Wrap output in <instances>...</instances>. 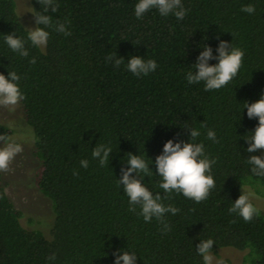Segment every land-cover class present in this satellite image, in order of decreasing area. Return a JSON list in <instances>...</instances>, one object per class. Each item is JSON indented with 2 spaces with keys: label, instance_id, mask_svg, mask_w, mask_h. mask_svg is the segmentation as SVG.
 I'll return each mask as SVG.
<instances>
[{
  "label": "trees",
  "instance_id": "trees-1",
  "mask_svg": "<svg viewBox=\"0 0 264 264\" xmlns=\"http://www.w3.org/2000/svg\"><path fill=\"white\" fill-rule=\"evenodd\" d=\"M137 2L57 0L58 11L49 8L47 14L53 23L70 21L71 35L47 28L48 43L41 49L27 40L14 0H0V73L21 77L20 104L38 161L34 183L54 214L49 237L22 226L0 176V264H114L117 250L134 251L136 264H203L196 245L208 238L215 242L212 251L247 249L254 264H264V211L259 208L251 222L228 212L241 186L264 188V176L253 175L246 162L264 154L247 152L243 139L258 125V118H248L245 101L264 93V0H182L188 10L183 20L157 9L137 19ZM29 3L31 11H43L38 0ZM247 4L255 6L254 13L241 10ZM13 32L25 40L28 57L5 43ZM220 40L244 52L236 77L218 90L205 91L204 82L189 84L186 74L195 71L192 64L203 47L210 46L215 57ZM112 54L124 57L119 68L106 61ZM131 56L155 60L156 70L135 76L126 68ZM185 127L200 131L197 142L216 159L211 171L216 186L200 203L175 192L163 199L158 187L155 158L169 139L190 141ZM209 129L218 143L206 138ZM0 134H8L1 122ZM97 144L113 149L105 166L92 157ZM127 153L149 163L152 176L143 183L161 194L163 204L179 209L165 214L169 231L155 218L145 222L139 206L129 211L118 183L121 169L129 167ZM84 159L86 169L80 165ZM53 253L56 260L48 261Z\"/></svg>",
  "mask_w": 264,
  "mask_h": 264
},
{
  "label": "clouds",
  "instance_id": "clouds-1",
  "mask_svg": "<svg viewBox=\"0 0 264 264\" xmlns=\"http://www.w3.org/2000/svg\"><path fill=\"white\" fill-rule=\"evenodd\" d=\"M42 12L31 11L35 18V27L28 28L27 40L31 45L43 49L47 46L49 31L62 33L64 36H70L71 32L67 28L70 21L61 22L57 20L53 23L52 16L47 14L49 8L52 12L58 11L57 0H38ZM152 9H157L161 16L167 17L174 14L178 20H183L187 9L184 8L182 0H138L135 5V16L137 19L143 18L145 13ZM241 10L252 14L255 12V6L247 4L242 6ZM41 25L43 27H41ZM5 43L15 53L22 57H28L29 51L25 47V40L19 38L15 32L8 33L4 37ZM217 53L213 56V50L206 44L203 51L200 52L193 65L195 71H189L186 74V80L189 84L204 82L205 91L218 90L226 86L238 74L244 58V52L237 47H233L228 41L220 40ZM106 61L112 62L114 67L119 68L124 63V57L109 55ZM216 59L218 63L209 64V60ZM36 58L32 57L29 63L34 64ZM126 68L137 77L148 75L157 68V63L153 59L145 60L141 56H131L128 59ZM21 77L14 71L8 72L5 76L0 73V108L10 111L25 99L18 82ZM247 109L249 119L258 118V125L254 131H250V136H243L248 142L245 149L249 153H255L257 150L264 149V93L255 102L245 101L244 109ZM203 126V125H202ZM190 130V141L173 142L167 140L163 145V151L155 158L156 174L162 178L158 187L165 193L163 199H171V194L182 193L184 197L200 203L209 197L210 191L215 188V180L211 175L212 166L216 163L215 158H209L205 153L203 142H197L201 135L196 128ZM206 138L213 142H219L214 130L207 131ZM0 172L7 173L11 171L10 165L15 157L23 152L21 144L12 141L9 135L0 134ZM113 149L109 145L97 144L92 149V157L99 161L100 166H105L110 161V154ZM247 164L251 166V172L255 176H264V157L260 155H251L247 158ZM127 164L129 167L122 168V175L118 179L119 185L123 186V192L129 198V211H136L139 206L138 215L142 216L145 222H151L153 218L163 225V231H169L170 225L165 220V214L173 215L179 212V209L171 204L167 206L161 202V194H153L143 183L144 177L151 178L152 169L149 163L140 155L127 153ZM83 168L89 166V161L84 159L80 161ZM133 173L136 175L134 176ZM74 175H78L76 170ZM242 194L234 201L228 209L229 214H238L245 222H251L254 217L260 215L261 210L252 202L253 194L243 188ZM214 240L211 238L203 239L196 245L197 253L202 257L203 264H213L212 247ZM114 264H136L137 255L134 251L117 250ZM48 261H55L56 254L53 253L47 257Z\"/></svg>",
  "mask_w": 264,
  "mask_h": 264
},
{
  "label": "rangeland",
  "instance_id": "rangeland-1",
  "mask_svg": "<svg viewBox=\"0 0 264 264\" xmlns=\"http://www.w3.org/2000/svg\"><path fill=\"white\" fill-rule=\"evenodd\" d=\"M17 13L25 28L35 27L29 0H14ZM0 122L7 126L10 139L23 147L10 165L11 171L0 172L5 192L20 212V223L29 229H38L49 237V229L53 221L51 201L37 188L34 183V173L38 161L33 155L34 136L32 129L24 120L23 110L19 104L15 110L0 108ZM3 141H0L2 146ZM264 154V149H261ZM252 194V202L264 211V188L255 184L241 186ZM252 251V250H251ZM213 264H254L253 257L247 249L239 250L233 247H221L212 251Z\"/></svg>",
  "mask_w": 264,
  "mask_h": 264
}]
</instances>
